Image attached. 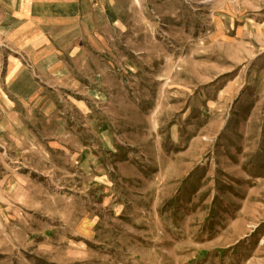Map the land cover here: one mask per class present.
Listing matches in <instances>:
<instances>
[{"label": "rangeland", "instance_id": "374dc122", "mask_svg": "<svg viewBox=\"0 0 264 264\" xmlns=\"http://www.w3.org/2000/svg\"><path fill=\"white\" fill-rule=\"evenodd\" d=\"M129 10L22 99L0 48V264H264V0Z\"/></svg>", "mask_w": 264, "mask_h": 264}, {"label": "crops", "instance_id": "0c3cea01", "mask_svg": "<svg viewBox=\"0 0 264 264\" xmlns=\"http://www.w3.org/2000/svg\"><path fill=\"white\" fill-rule=\"evenodd\" d=\"M127 6L132 0H0V48L14 54L5 60L12 95L25 98L48 75L68 80L78 56L99 55L101 40L116 36Z\"/></svg>", "mask_w": 264, "mask_h": 264}]
</instances>
